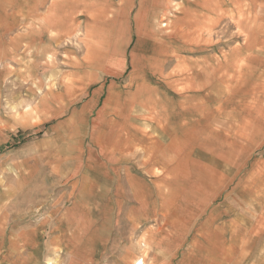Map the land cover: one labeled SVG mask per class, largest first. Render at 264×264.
<instances>
[{
	"label": "crops",
	"instance_id": "0c3cea01",
	"mask_svg": "<svg viewBox=\"0 0 264 264\" xmlns=\"http://www.w3.org/2000/svg\"><path fill=\"white\" fill-rule=\"evenodd\" d=\"M29 1L0 264H264V0Z\"/></svg>",
	"mask_w": 264,
	"mask_h": 264
},
{
	"label": "rangeland",
	"instance_id": "374dc122",
	"mask_svg": "<svg viewBox=\"0 0 264 264\" xmlns=\"http://www.w3.org/2000/svg\"><path fill=\"white\" fill-rule=\"evenodd\" d=\"M34 1L38 2V0ZM167 1L170 2V0ZM32 5L29 0H0V65L2 63L18 64L38 59L43 60V56L37 57L34 49H29L33 44L29 38L33 36L34 24L38 23L39 20L37 6L33 5V8ZM199 6L202 5L197 4V7ZM39 70L43 73L47 68ZM26 71L28 74L27 67H18L17 65H14L13 72L10 68H4V73L0 79V99H3L0 102L3 103V110H7V102L12 95L15 97L20 94L26 96L28 85L26 78L23 81L20 80L19 83L15 81L16 76L24 74ZM57 262L60 264L59 258Z\"/></svg>",
	"mask_w": 264,
	"mask_h": 264
},
{
	"label": "bare ground",
	"instance_id": "6f19581e",
	"mask_svg": "<svg viewBox=\"0 0 264 264\" xmlns=\"http://www.w3.org/2000/svg\"><path fill=\"white\" fill-rule=\"evenodd\" d=\"M197 1V0H196ZM206 1H209V2H215L216 3V1L215 0H206ZM198 2V1H197ZM201 5L204 3V1L203 0H201ZM209 2H206V4H209L210 5V7H219L218 6V4H213V5H211ZM192 3H190L189 4V9H192L193 8V5H191ZM172 7L174 8V11L175 12H178V11H180V10H182V5L180 4V3H174L173 5H172ZM214 11H219V8H217V9H214ZM167 25H165V27H166ZM41 85V84H40ZM20 108H21V106H20ZM20 108H18V106H14V107H12V109H11V111L12 112H15V113H18L19 112V109ZM23 109H25L26 111L28 110V108H30V105L29 104H26V105H24L23 107H22ZM49 264H55L54 262H52V261H49ZM134 264H145V261H144V263L143 262H140V261H136Z\"/></svg>",
	"mask_w": 264,
	"mask_h": 264
}]
</instances>
